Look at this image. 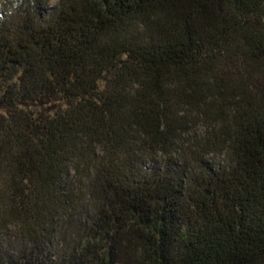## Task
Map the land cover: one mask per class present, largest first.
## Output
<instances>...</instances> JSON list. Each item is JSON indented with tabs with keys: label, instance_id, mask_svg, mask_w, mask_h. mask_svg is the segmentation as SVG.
Segmentation results:
<instances>
[{
	"label": "trees",
	"instance_id": "trees-1",
	"mask_svg": "<svg viewBox=\"0 0 264 264\" xmlns=\"http://www.w3.org/2000/svg\"><path fill=\"white\" fill-rule=\"evenodd\" d=\"M0 264H264V0H0Z\"/></svg>",
	"mask_w": 264,
	"mask_h": 264
},
{
	"label": "rangeland",
	"instance_id": "rangeland-1",
	"mask_svg": "<svg viewBox=\"0 0 264 264\" xmlns=\"http://www.w3.org/2000/svg\"><path fill=\"white\" fill-rule=\"evenodd\" d=\"M56 2V0H48L49 5H53Z\"/></svg>",
	"mask_w": 264,
	"mask_h": 264
}]
</instances>
